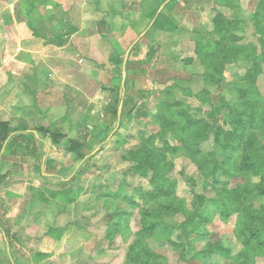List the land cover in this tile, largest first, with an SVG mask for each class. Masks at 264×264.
<instances>
[{"label": "rangeland", "instance_id": "374dc122", "mask_svg": "<svg viewBox=\"0 0 264 264\" xmlns=\"http://www.w3.org/2000/svg\"><path fill=\"white\" fill-rule=\"evenodd\" d=\"M103 3L65 138L0 153L1 264H264V0Z\"/></svg>", "mask_w": 264, "mask_h": 264}, {"label": "crops", "instance_id": "0c3cea01", "mask_svg": "<svg viewBox=\"0 0 264 264\" xmlns=\"http://www.w3.org/2000/svg\"><path fill=\"white\" fill-rule=\"evenodd\" d=\"M99 1L103 0H0V136H6L0 153L24 141L22 154L28 155L34 147L32 137L44 141L49 137L50 143L65 138L57 127L27 125L35 117L34 122L40 123L43 117L59 114L57 109L67 97L87 102L75 90L84 68L74 54L82 49L96 53L105 35L97 26H112L101 13L106 4L99 8ZM9 170L0 171L2 180H7ZM3 200L0 219L4 220V206L11 203Z\"/></svg>", "mask_w": 264, "mask_h": 264}, {"label": "trees", "instance_id": "16d2710c", "mask_svg": "<svg viewBox=\"0 0 264 264\" xmlns=\"http://www.w3.org/2000/svg\"><path fill=\"white\" fill-rule=\"evenodd\" d=\"M159 13H158V11L156 9V11L154 12V14L151 17V21L158 19ZM2 140H3L2 136H0V143L2 142ZM79 147H78V144H76V147H74V146L71 147L70 146L69 149H70V151H73V149H75L77 152H79ZM0 148H1V146H0ZM78 155H81V153L79 152ZM79 157L84 158V156H79ZM2 177L3 176L0 175V186H1V183H2L1 182ZM2 226H5L4 223L2 224ZM3 231L5 232V235H8V229L4 228ZM207 250L211 252L210 254L217 253L218 255H220V256H222L224 258H228V259H231V260L237 261V262H238L239 258L243 257V253L242 252H238V253L234 254L231 248H227V247H223V246H215L214 249L212 247H208ZM202 255H204V254H202ZM9 264H16V261L11 258L10 261H9Z\"/></svg>", "mask_w": 264, "mask_h": 264}, {"label": "water", "instance_id": "95a60500", "mask_svg": "<svg viewBox=\"0 0 264 264\" xmlns=\"http://www.w3.org/2000/svg\"><path fill=\"white\" fill-rule=\"evenodd\" d=\"M120 110H118V114H119Z\"/></svg>", "mask_w": 264, "mask_h": 264}]
</instances>
